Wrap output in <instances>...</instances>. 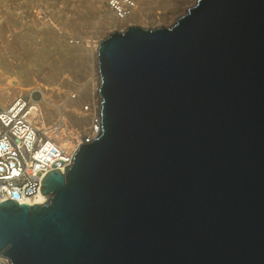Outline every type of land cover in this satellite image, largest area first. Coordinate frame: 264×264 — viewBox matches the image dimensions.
I'll return each mask as SVG.
<instances>
[{"label":"water","instance_id":"1","mask_svg":"<svg viewBox=\"0 0 264 264\" xmlns=\"http://www.w3.org/2000/svg\"><path fill=\"white\" fill-rule=\"evenodd\" d=\"M99 133L0 202L10 264H264V0H197L97 48Z\"/></svg>","mask_w":264,"mask_h":264},{"label":"rangeland","instance_id":"2","mask_svg":"<svg viewBox=\"0 0 264 264\" xmlns=\"http://www.w3.org/2000/svg\"><path fill=\"white\" fill-rule=\"evenodd\" d=\"M196 1L134 0L136 11L121 23L107 15L106 0H0V75L12 87L22 89L38 81L56 104L65 84L74 86L70 92L78 98L77 88L84 91L89 80L98 79L96 58L85 54L81 42L98 47L111 33L129 26L170 28ZM23 96L20 93L16 98L27 101ZM32 101L43 104L40 96ZM80 103V109L88 104Z\"/></svg>","mask_w":264,"mask_h":264},{"label":"built area","instance_id":"3","mask_svg":"<svg viewBox=\"0 0 264 264\" xmlns=\"http://www.w3.org/2000/svg\"><path fill=\"white\" fill-rule=\"evenodd\" d=\"M132 0H109L111 9L129 12ZM22 103H25L21 106ZM16 99L5 108L0 107V202L11 200L17 204L28 203L40 191L42 178L52 170L64 173L81 144L92 141L99 133V115H92L88 134L79 137L77 146L65 144L57 137L48 136L31 119L30 108L34 103ZM33 105V106H32ZM90 106L84 105L83 112ZM91 129V130H90ZM48 198V196H47ZM29 205V203H28ZM27 205V206H28ZM0 264H10L0 256Z\"/></svg>","mask_w":264,"mask_h":264},{"label":"bare ground","instance_id":"4","mask_svg":"<svg viewBox=\"0 0 264 264\" xmlns=\"http://www.w3.org/2000/svg\"><path fill=\"white\" fill-rule=\"evenodd\" d=\"M108 1L109 0H106L108 9L107 15L111 19L115 18L116 21L121 23L123 19L128 18L137 9V4H135L134 0H132L131 2L133 3V8L131 7L128 13L123 10H121L120 13L119 11L111 9L108 5ZM80 45L83 48V51H85V54L88 55V57L92 58L94 55L96 58L98 48L96 44H90L89 41H85L81 42ZM93 65L94 68L97 69L96 60L95 62L93 61ZM96 77H98V74ZM10 82L2 79L0 75V107L5 108V106H7L8 104H12L13 102H15L16 99H20V97L16 98L20 93H22V96L25 95L28 98L27 99L23 96V98L28 101V103L26 104H32V100L36 99V96H40L41 101L43 102V104H41L42 106L34 103V107L30 108V114L33 123L35 125H38L39 128L48 136L57 137L58 139L62 140V142H64L65 144L74 143V145L77 146L80 140L79 137H86L88 134L89 130L87 128L91 124V116L94 114H96V118L98 116L100 101V97L98 94L99 78L97 80H89L88 88H86L84 91V88H77V93L79 94L78 98H75L76 96H73L72 98L70 91L73 90L74 86L71 84H65L66 90L61 100L58 101L57 104L50 100L51 92L48 93L46 89L47 87L42 86L36 80L34 82L35 86L28 89H22L20 86L12 87L10 85ZM81 86L82 85H80L79 87ZM80 100H83L88 103L86 104L90 106V108H88V112L85 113L82 111V109H80ZM24 104L25 103H22L21 106H23ZM48 104L52 106V109H49ZM94 135V133H91L88 134V137H94ZM46 199H48L47 196H43L39 192L28 203L30 205L43 204L45 203Z\"/></svg>","mask_w":264,"mask_h":264}]
</instances>
